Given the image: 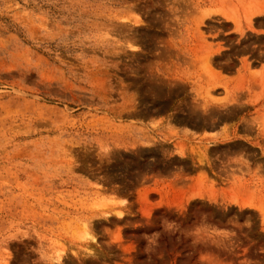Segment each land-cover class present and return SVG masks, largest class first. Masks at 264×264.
Instances as JSON below:
<instances>
[{"label": "rangeland", "instance_id": "1", "mask_svg": "<svg viewBox=\"0 0 264 264\" xmlns=\"http://www.w3.org/2000/svg\"><path fill=\"white\" fill-rule=\"evenodd\" d=\"M0 264H264V0H0Z\"/></svg>", "mask_w": 264, "mask_h": 264}]
</instances>
